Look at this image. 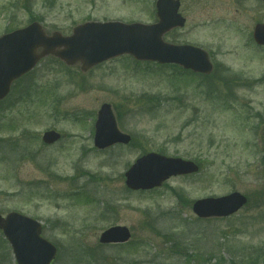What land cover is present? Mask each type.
Returning a JSON list of instances; mask_svg holds the SVG:
<instances>
[{
  "label": "rangeland",
  "instance_id": "obj_1",
  "mask_svg": "<svg viewBox=\"0 0 264 264\" xmlns=\"http://www.w3.org/2000/svg\"><path fill=\"white\" fill-rule=\"evenodd\" d=\"M185 4L188 22L165 39L205 48L212 81L128 55L85 73L50 56L0 104V213L42 222L61 252L55 264H264V48L251 37L264 13H237L232 0ZM155 12L154 0H0V35L34 18L66 35L91 20L151 23ZM104 103L131 144L94 146ZM47 130L64 138L46 145ZM149 151L199 160L201 169L129 190L124 172ZM233 191L249 198L236 213H193L194 200ZM114 225L127 226L130 241L103 246ZM3 240L0 264H14Z\"/></svg>",
  "mask_w": 264,
  "mask_h": 264
},
{
  "label": "water",
  "instance_id": "obj_2",
  "mask_svg": "<svg viewBox=\"0 0 264 264\" xmlns=\"http://www.w3.org/2000/svg\"><path fill=\"white\" fill-rule=\"evenodd\" d=\"M160 21L154 24L113 22H86L74 28L73 34L63 36L60 32L46 35L42 26L34 22L24 29L0 37V99L7 95L11 83L31 70L48 54L60 57L72 65L82 63V69L125 53L141 60H157L161 63H180L186 68L209 73L212 64L208 54L189 45H173L163 40L172 27L182 25L184 20L177 13L178 5L171 0L158 1ZM255 38L264 43V25L259 24ZM41 52H37L38 48ZM60 135L55 131L44 134L48 143ZM131 137L121 133L109 104H103L96 122L95 145L106 148L114 143H128ZM198 167L190 161L149 153L127 171V184L134 189L153 188L171 175L191 173ZM247 201L241 193L234 192L219 198H206L195 202L194 211L202 216H226L237 211ZM0 228L12 244L18 264H50L57 248L41 236V224L31 217L11 212L0 215ZM131 236L125 226H114L101 235L103 243L126 242Z\"/></svg>",
  "mask_w": 264,
  "mask_h": 264
},
{
  "label": "flooded vegetation",
  "instance_id": "obj_3",
  "mask_svg": "<svg viewBox=\"0 0 264 264\" xmlns=\"http://www.w3.org/2000/svg\"><path fill=\"white\" fill-rule=\"evenodd\" d=\"M179 1L181 3L180 12L186 19H188L189 13H187V11L185 10V5H186L185 0H179ZM250 1L253 2V5L252 7L249 8L247 7V5L249 4ZM254 1L255 0H232L234 5L236 6L237 13H242V15L245 14L247 16H252V17H254L256 13L257 14L264 13V1L256 0L257 3L255 5H254L255 3Z\"/></svg>",
  "mask_w": 264,
  "mask_h": 264
},
{
  "label": "trees",
  "instance_id": "obj_4",
  "mask_svg": "<svg viewBox=\"0 0 264 264\" xmlns=\"http://www.w3.org/2000/svg\"><path fill=\"white\" fill-rule=\"evenodd\" d=\"M3 242L6 244V241L5 240H3ZM7 245V244H6ZM85 253H86V255L88 256V258H92V254L90 253V252H87V251H85ZM98 253V251H96L95 252V254H97ZM94 257V256H93ZM94 259V258H93Z\"/></svg>",
  "mask_w": 264,
  "mask_h": 264
}]
</instances>
